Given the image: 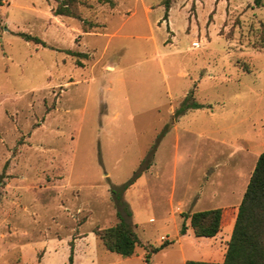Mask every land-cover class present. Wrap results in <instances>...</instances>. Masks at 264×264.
Masks as SVG:
<instances>
[{
  "label": "rangeland",
  "instance_id": "obj_1",
  "mask_svg": "<svg viewBox=\"0 0 264 264\" xmlns=\"http://www.w3.org/2000/svg\"><path fill=\"white\" fill-rule=\"evenodd\" d=\"M78 1L0 0V264H69L71 242L72 264L222 261L264 151V0ZM190 92L204 107L174 120ZM139 172L125 258L94 231ZM214 208L221 231L196 237L185 216Z\"/></svg>",
  "mask_w": 264,
  "mask_h": 264
},
{
  "label": "trees",
  "instance_id": "obj_2",
  "mask_svg": "<svg viewBox=\"0 0 264 264\" xmlns=\"http://www.w3.org/2000/svg\"><path fill=\"white\" fill-rule=\"evenodd\" d=\"M172 0H165V18L171 6ZM56 15H64L80 18L77 13L78 0H56ZM114 6L112 0H99ZM257 6L263 4V0H255ZM84 31L90 32L95 27L94 23L83 20ZM27 41H33L45 45L38 37L22 33ZM264 47V42L261 43ZM69 53L71 51H68ZM204 105L195 100L194 93L190 92L175 110L173 119L177 120L191 110L203 108ZM156 145L152 149L151 157L154 155ZM141 172L129 182L113 187L111 191L112 200L117 209L118 222L107 229H97L95 235L102 241L105 248L125 258L131 257L139 245V237L135 226L130 222L132 216L130 206L124 199L126 190L134 183ZM3 176H0V184ZM190 218V225L196 237L214 238L221 231L223 211L221 208L208 209L193 212L185 216ZM187 226L182 224L180 235L186 234ZM171 242L165 241L160 247H152L147 253L148 260L152 254L159 252ZM74 243H70L69 264L73 263ZM185 264H264V151L259 155L255 168L251 174L249 183L238 206L231 237L227 243L224 259L219 262L187 260Z\"/></svg>",
  "mask_w": 264,
  "mask_h": 264
},
{
  "label": "crops",
  "instance_id": "obj_3",
  "mask_svg": "<svg viewBox=\"0 0 264 264\" xmlns=\"http://www.w3.org/2000/svg\"><path fill=\"white\" fill-rule=\"evenodd\" d=\"M245 190H246V189H245ZM229 192H230L229 195H230V196H233V192H232V191H229ZM225 194H226V195H223V198H225L224 200L227 201V199H228V197H227L228 192L226 191ZM243 195H244V194H242V193L239 195V201H240V202H241V200H242V198H243ZM217 196H218V195L214 193V196H213V197H214L215 200L217 199ZM224 196H225V197H224ZM240 202H239V203H240ZM237 211H238V208H237ZM237 211H236V212H237ZM236 214H237V213H236Z\"/></svg>",
  "mask_w": 264,
  "mask_h": 264
}]
</instances>
